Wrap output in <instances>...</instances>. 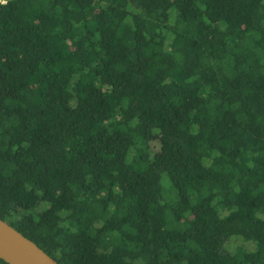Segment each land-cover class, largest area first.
Returning a JSON list of instances; mask_svg holds the SVG:
<instances>
[{
	"label": "trees",
	"instance_id": "16d2710c",
	"mask_svg": "<svg viewBox=\"0 0 264 264\" xmlns=\"http://www.w3.org/2000/svg\"><path fill=\"white\" fill-rule=\"evenodd\" d=\"M0 218L60 264H264V0H0Z\"/></svg>",
	"mask_w": 264,
	"mask_h": 264
},
{
	"label": "water",
	"instance_id": "95a60500",
	"mask_svg": "<svg viewBox=\"0 0 264 264\" xmlns=\"http://www.w3.org/2000/svg\"><path fill=\"white\" fill-rule=\"evenodd\" d=\"M0 258L9 264H60L1 218Z\"/></svg>",
	"mask_w": 264,
	"mask_h": 264
},
{
	"label": "rangeland",
	"instance_id": "374dc122",
	"mask_svg": "<svg viewBox=\"0 0 264 264\" xmlns=\"http://www.w3.org/2000/svg\"><path fill=\"white\" fill-rule=\"evenodd\" d=\"M166 182H167V180L165 178H163V183H166Z\"/></svg>",
	"mask_w": 264,
	"mask_h": 264
}]
</instances>
